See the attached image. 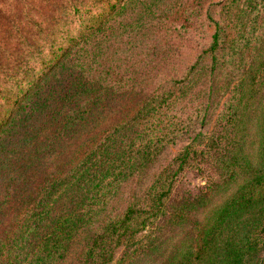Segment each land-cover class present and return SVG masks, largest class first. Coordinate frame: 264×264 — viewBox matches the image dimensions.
<instances>
[{"label": "trees", "instance_id": "16d2710c", "mask_svg": "<svg viewBox=\"0 0 264 264\" xmlns=\"http://www.w3.org/2000/svg\"><path fill=\"white\" fill-rule=\"evenodd\" d=\"M152 1L0 0V216L4 199L15 206L0 226V264H54L75 233L94 223L78 264H259L264 0L218 2L208 44L178 78L157 85L131 114L93 133L75 157L64 155L59 172L13 195L29 180L32 165L57 146L53 138L89 116L83 104L104 86L109 47L122 41L111 21L124 15L128 27L140 29L149 23ZM62 75L60 91H53L52 79ZM44 110L52 124L37 140L46 142L28 147L25 156L34 125L14 142L5 136ZM210 117L209 129L193 132L138 199L104 215L124 180L143 172L192 123L201 126ZM187 169L202 175L205 186L195 195H177L178 177Z\"/></svg>", "mask_w": 264, "mask_h": 264}, {"label": "rangeland", "instance_id": "374dc122", "mask_svg": "<svg viewBox=\"0 0 264 264\" xmlns=\"http://www.w3.org/2000/svg\"><path fill=\"white\" fill-rule=\"evenodd\" d=\"M220 1L153 0L151 13L148 14L149 23L140 29L136 26L128 27L130 21L125 19L124 15L115 17L111 21L112 32L118 34L122 41L114 42L109 47L111 73L105 76L104 86L99 91L96 88V95L83 104L87 106L89 116L79 121L86 123L85 127L82 128L83 124L75 125L63 138H53L58 142L57 146L51 147L48 153H44L42 158L32 165L29 180L23 186H19L13 195L20 191L27 193L37 186L41 177L52 171L59 172V169L63 168L64 155L70 154L75 157L82 149L84 140H89L93 133L101 134L110 124L123 120L157 85H165L178 78L196 54L208 44L217 21V4ZM116 22L119 23L115 25ZM107 79L113 83V88H110ZM54 80H60L57 86ZM64 82L63 75L58 79H52L53 91H60L57 88ZM81 110L83 111L84 107ZM40 112L36 117L23 121L15 129L14 136H5L7 142H14L28 129L27 126L34 125L33 131H36V134L32 136L29 133L24 146L25 156L29 154L28 147L37 144L42 146L46 142V139L37 138L49 131L52 120L48 119L50 111ZM210 121L211 117L201 126L196 122L192 123L174 143L166 145L143 172L135 173L124 180L106 205L104 215L120 213L125 206L138 199L152 176L169 162L174 152L189 141L193 132L208 130ZM52 137L53 135L48 139ZM58 147H61L63 152ZM204 186L203 176L194 169H187L178 177L174 192L177 195H195ZM4 200L2 206L4 216H0V226L8 220L7 215H11L15 207L6 206ZM96 229V223L80 228L62 258L54 264H78L83 247ZM257 259L259 264H264V238Z\"/></svg>", "mask_w": 264, "mask_h": 264}]
</instances>
